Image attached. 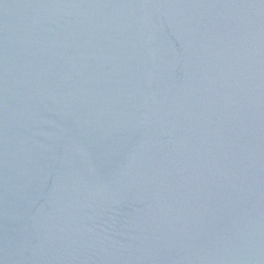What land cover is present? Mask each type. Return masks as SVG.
Listing matches in <instances>:
<instances>
[{
	"label": "water",
	"instance_id": "water-1",
	"mask_svg": "<svg viewBox=\"0 0 264 264\" xmlns=\"http://www.w3.org/2000/svg\"><path fill=\"white\" fill-rule=\"evenodd\" d=\"M0 264H264V0H0Z\"/></svg>",
	"mask_w": 264,
	"mask_h": 264
}]
</instances>
